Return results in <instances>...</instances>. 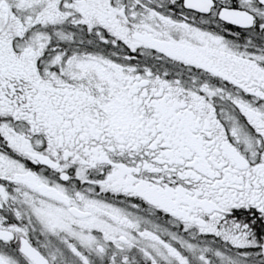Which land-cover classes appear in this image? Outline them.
<instances>
[{"label":"snow or ice","instance_id":"6c2138e0","mask_svg":"<svg viewBox=\"0 0 264 264\" xmlns=\"http://www.w3.org/2000/svg\"><path fill=\"white\" fill-rule=\"evenodd\" d=\"M0 264H264V0H0Z\"/></svg>","mask_w":264,"mask_h":264}]
</instances>
